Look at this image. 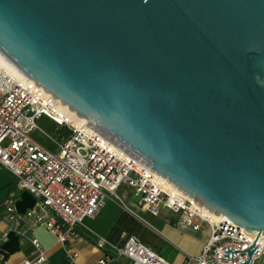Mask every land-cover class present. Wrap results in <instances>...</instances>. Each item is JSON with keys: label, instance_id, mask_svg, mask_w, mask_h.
<instances>
[{"label": "water", "instance_id": "water-1", "mask_svg": "<svg viewBox=\"0 0 264 264\" xmlns=\"http://www.w3.org/2000/svg\"><path fill=\"white\" fill-rule=\"evenodd\" d=\"M0 54L199 206L264 235V0H0Z\"/></svg>", "mask_w": 264, "mask_h": 264}, {"label": "built area", "instance_id": "built-area-1", "mask_svg": "<svg viewBox=\"0 0 264 264\" xmlns=\"http://www.w3.org/2000/svg\"><path fill=\"white\" fill-rule=\"evenodd\" d=\"M69 113L43 87L0 60V168L14 176L19 191L28 192L36 200L35 206L24 213L16 210L14 196L4 202L9 227L0 230V244L12 235L30 243L33 256L23 264L47 263L46 251L33 235L39 228L52 234L74 262L78 254L73 246L80 239L78 227L95 219L108 200L120 201L133 213L122 201L121 189L133 192L139 198L136 206L152 217L170 211L180 217L184 231L210 232L201 253L186 255L184 264H264L262 233H249L225 216L210 213L86 119ZM41 117L70 131L67 138L55 141V152L32 139V133L40 129L37 121ZM122 237L125 245L117 256L105 255L95 264H172L136 237ZM105 245L100 238L97 247L104 249Z\"/></svg>", "mask_w": 264, "mask_h": 264}, {"label": "crops", "instance_id": "crops-1", "mask_svg": "<svg viewBox=\"0 0 264 264\" xmlns=\"http://www.w3.org/2000/svg\"><path fill=\"white\" fill-rule=\"evenodd\" d=\"M58 129L59 128H57V130ZM62 133L65 135L67 131L65 130ZM119 193L126 195L127 199L131 203L132 208L147 213L143 209L138 208L136 206V202L134 201L131 192H129L128 190L121 189ZM10 196L15 197V207L16 210L20 213H24L35 206L36 203L35 198L28 192L19 191L16 188L14 176L9 172H7L6 170L0 168V230L1 231L6 230L9 227V224L5 219V210L3 204L6 200L10 198ZM165 212L166 211H164L163 213ZM105 213L106 212H104L103 209L102 212L95 219L86 220L84 225L78 227L80 239L73 246V250L78 254L74 262H72L68 258L64 247L57 242V239L52 234H50L45 228L37 229L33 233V235L40 241L42 247L46 251V256H47L46 264H95L99 260H101L105 255L117 256L118 251L123 249L125 245V239L122 236L123 234L128 235V233L126 231H123L120 234V238L117 240L114 232L119 228H122L123 225L121 224L120 220L114 218L115 215H111L112 210H109L108 213L106 214ZM170 213L175 217L172 219L171 223L173 225H176L178 228H180L182 232L195 236L198 235L204 236L206 234L207 232L206 229H204L202 232L199 233L184 231L181 228L180 217L178 215L173 214L172 212ZM108 214H110L109 217ZM131 214L134 215L136 218H138L139 216L138 213L134 211ZM139 223H141L140 220ZM142 224L143 223H141V225ZM155 232H157V235H160L159 237L163 239L165 245L171 246L173 250L177 253L178 256L175 261L176 264L177 263L184 264L185 256L192 253H189V251H187L186 249H183L171 243V241H169L163 235H161L159 231L155 230ZM131 236L136 237L134 235ZM100 238H103L106 241V245L104 249H99L97 247V242ZM122 242L123 244H121ZM146 245L151 247L148 244ZM151 248L155 250L153 247ZM155 251L162 255L161 250L160 251L155 250ZM33 252H34V248L30 243L23 242L19 237L12 235L7 242L0 244V264H23L24 261L32 258ZM121 263L124 264L125 262L121 261Z\"/></svg>", "mask_w": 264, "mask_h": 264}, {"label": "rangeland", "instance_id": "rangeland-1", "mask_svg": "<svg viewBox=\"0 0 264 264\" xmlns=\"http://www.w3.org/2000/svg\"><path fill=\"white\" fill-rule=\"evenodd\" d=\"M37 124L40 129L32 133V139L43 148L55 152L57 149L55 141L58 137L56 125L46 117H41L37 121ZM131 193L134 201L137 202L139 198L135 197L133 192ZM119 195L122 201L132 211L138 213L139 218L147 222V225H141V223H139V218H136L128 210H126L120 201L108 200L106 203V207L104 208V212L108 213L109 210H112L111 215H115L114 218L120 220L121 224L123 225L122 228H119L114 232L117 240L120 238V234L123 231H126L129 237L131 235H134L142 242L153 247L155 250H161L162 256L172 264H176L175 261L178 255L171 246L165 245L163 239L159 237L160 235H157V232H155V230L159 231V233L166 239L171 241V243L183 249H186L187 251H189V253H192V255H199L201 253L202 247L209 240V231H207L204 236H195L182 232L180 228L171 223L172 219L175 217L170 213V211L161 213L159 217L155 218L148 213H144L140 210H135L134 208H132L131 203L129 202L125 194L119 193ZM109 215L110 214H108V217ZM121 244H123V242Z\"/></svg>", "mask_w": 264, "mask_h": 264}, {"label": "bare ground", "instance_id": "bare-ground-1", "mask_svg": "<svg viewBox=\"0 0 264 264\" xmlns=\"http://www.w3.org/2000/svg\"><path fill=\"white\" fill-rule=\"evenodd\" d=\"M0 60H1L2 62L6 63L8 66H10V68H12L15 72L18 73V70H17L14 66H12V65L10 64V62H9L8 60H6L1 54H0ZM63 109H64L65 111H68V106H63ZM69 114H70L72 117L76 118V113L70 112Z\"/></svg>", "mask_w": 264, "mask_h": 264}, {"label": "trees", "instance_id": "trees-1", "mask_svg": "<svg viewBox=\"0 0 264 264\" xmlns=\"http://www.w3.org/2000/svg\"><path fill=\"white\" fill-rule=\"evenodd\" d=\"M65 130L67 131V133L64 135L62 132H64ZM57 135H58V137H57L58 140L64 139V138H67L70 135V131L67 128H65V127L64 128H59L57 130Z\"/></svg>", "mask_w": 264, "mask_h": 264}]
</instances>
